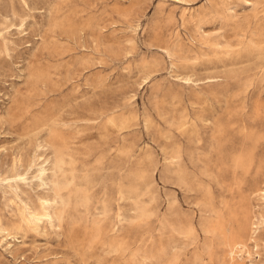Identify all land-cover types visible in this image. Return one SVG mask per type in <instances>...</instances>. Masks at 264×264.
<instances>
[{
    "label": "rangeland",
    "instance_id": "374dc122",
    "mask_svg": "<svg viewBox=\"0 0 264 264\" xmlns=\"http://www.w3.org/2000/svg\"><path fill=\"white\" fill-rule=\"evenodd\" d=\"M0 264H264V0H0Z\"/></svg>",
    "mask_w": 264,
    "mask_h": 264
},
{
    "label": "bare ground",
    "instance_id": "6f19581e",
    "mask_svg": "<svg viewBox=\"0 0 264 264\" xmlns=\"http://www.w3.org/2000/svg\"><path fill=\"white\" fill-rule=\"evenodd\" d=\"M238 247L243 248L244 246H239V245H233V246H231L232 253L235 252V249H237Z\"/></svg>",
    "mask_w": 264,
    "mask_h": 264
}]
</instances>
